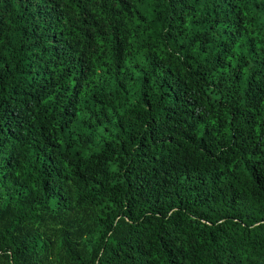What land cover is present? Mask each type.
<instances>
[{
    "label": "trees",
    "instance_id": "trees-1",
    "mask_svg": "<svg viewBox=\"0 0 264 264\" xmlns=\"http://www.w3.org/2000/svg\"><path fill=\"white\" fill-rule=\"evenodd\" d=\"M0 264H264V0H0Z\"/></svg>",
    "mask_w": 264,
    "mask_h": 264
}]
</instances>
